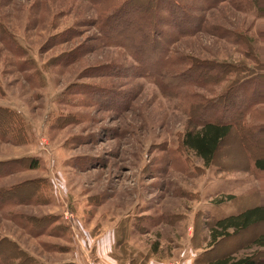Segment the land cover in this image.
<instances>
[{"label":"rangeland","instance_id":"1","mask_svg":"<svg viewBox=\"0 0 264 264\" xmlns=\"http://www.w3.org/2000/svg\"><path fill=\"white\" fill-rule=\"evenodd\" d=\"M115 2L125 0H0V107L22 129L0 139V198L12 200L0 206V264H177L188 248L192 264L245 255L263 264L254 242L264 222L213 243L209 233L219 218L264 204L253 167L264 156V14L244 0H130L149 25L130 11L122 19L136 28L119 23L125 35L106 39ZM158 16L169 28L154 25ZM162 29L173 39L164 74L146 58ZM175 58L205 82L229 67L219 84L174 89L163 75ZM239 84L237 102L250 100L254 115L214 114L236 121L205 165L183 135L204 106L228 108ZM194 94L205 101L190 110Z\"/></svg>","mask_w":264,"mask_h":264},{"label":"trees","instance_id":"2","mask_svg":"<svg viewBox=\"0 0 264 264\" xmlns=\"http://www.w3.org/2000/svg\"><path fill=\"white\" fill-rule=\"evenodd\" d=\"M106 1L112 2L115 0H106ZM128 1L126 2L125 0V2L122 4L121 3L119 4L118 2L113 3V5L115 6L114 9L118 5H121V6H120L119 12L118 13L115 12L116 14L106 19L102 25L103 29L107 25V35L105 36L106 39H109L112 36L123 37L125 35L124 32L118 31L117 27L115 26L119 23L122 25L126 23L125 26L127 29L132 30L136 28L135 21L129 20L125 22V20L122 19V17L127 15L130 11L138 12V13L142 12L143 14H141L142 17L140 16V20L142 22H145L147 25H149V23H147L145 19L146 15L148 14L146 7L138 10V7L129 4ZM154 1L155 0H147V2H154ZM244 1L250 2L259 10L261 14H264V0H244ZM175 3L176 4L174 3H171V4H174V6L178 9L179 12H181L180 10H182L181 13L184 15V18H183L184 20L191 19L193 20V22H196V19L190 18V16L185 14L184 8H182L183 6H180L177 2ZM208 4H211V3H209L208 1ZM126 5L129 6L128 9H125ZM148 8H149V5L147 9ZM173 13L174 12H172V14ZM157 18L158 19L154 23L156 27L157 26L159 27L158 23L161 22V24L165 23L163 25L164 29L169 28V27H166L167 22L161 21L163 19L160 16H158ZM148 29L151 30L150 27L147 28V30ZM164 29H162V32L158 31L159 33L158 37L160 38L159 41L155 38H152V44L156 52L158 51V53L154 55L152 54L150 56L148 55L146 56L147 59L150 57L153 58L151 59V61H154L155 58L159 60L158 64L157 63L154 64L152 71L153 70L159 71L162 74L166 73V70H165L166 61L171 58L167 54L169 52L171 41L173 40L171 38L172 36L171 37L167 36V33L165 32ZM101 31L103 33L104 30H102L101 28ZM149 32L147 36L149 35ZM140 55H141V60H143L144 55L141 53ZM137 57L138 55H136V60H138ZM185 60L184 58L180 60H177V58H175V65L172 68H169V72L171 73L169 74L170 76L166 77V75H163L164 77L163 79L167 81L169 85L173 86L174 89L176 86L177 87H190V86L195 85L198 87L200 86L203 87V86L209 85L208 83L219 84L222 81V78H223L222 74L224 73V70L229 67L228 63H223L222 64L223 65L222 67H224L223 69H219V71H215V72L213 71L214 74L213 73L210 74L212 77H215V78H213V80H210L209 82H205V79H208L207 76L202 77V78H199V77L191 78L187 74V70L189 69V67L187 68L185 66L186 65ZM159 63L163 64L164 68H162L159 65ZM172 71H174V73H172ZM158 76H161V75H158ZM244 84H239V86H236L234 90L230 92V94L228 95V98L230 99L228 108H227V105H226V108H223L220 111L218 110L216 111L217 108H215L214 106L213 107L204 106L203 108H201V111L198 112V114L196 113L194 117V123L197 124L196 126H198V128H190L183 135L182 145L185 146L187 149L193 151L194 154L199 159H201L205 165H210L212 162H214L215 155H216L219 145L230 134L232 127L235 125V121L237 120L236 122H244L245 117L246 116L248 117L250 113L254 115L253 105H249L250 100L245 101L246 105H245V108L243 109L241 106H239V103L237 102L238 100H240L239 99L240 94H243L242 86ZM203 101H205V99L202 97V95L198 96L197 94H194L193 100H191V103L189 104L190 110H195V106H197V104L203 103ZM189 107H188V110H189ZM227 109H229V114H232L233 116L237 117L236 120L234 119V120L226 121L227 120L226 117H219V118L215 117L214 114L219 113L220 115H223L224 113L227 112ZM0 110L3 111V117L0 119V139H4L8 141L9 140L15 141L14 138L22 134L21 124H20L21 122H20L18 113L15 112L14 110L4 108V107L3 108L0 107ZM209 110L213 111V113L211 114L212 115L211 119L202 120V118H205L207 116V114L209 113ZM19 138L20 137H18L17 139ZM18 160H19L18 162L21 163V162H24L25 160H28V158H20ZM37 163H38L37 159L32 158L29 162V167L36 168ZM253 167L256 171L264 174V156L256 158L253 161ZM2 171L3 170L0 169V178L3 173ZM4 173H7V172H4ZM11 201L12 200H10L7 197L0 198V206H4L7 203L9 204L11 203ZM262 222H264V204L261 203V204L246 206L242 208L241 211L237 212L236 214L228 215V216H225L223 218H219L218 220H216L214 224L212 225V227L210 228V233H209L210 241L211 243H213L218 238H225V237H229L234 234H238L241 231L247 230L251 228L252 226L260 224ZM254 246H256L258 249H260L261 247H264V232H262L257 237V239L254 242ZM205 264H259V262L253 256L245 255V256H240L236 258L232 256L219 257V258H216L210 261H206Z\"/></svg>","mask_w":264,"mask_h":264},{"label":"crops","instance_id":"3","mask_svg":"<svg viewBox=\"0 0 264 264\" xmlns=\"http://www.w3.org/2000/svg\"><path fill=\"white\" fill-rule=\"evenodd\" d=\"M98 249H99V247H98ZM110 245H108L106 248H105V251H104V255H105V257L104 258H102V259H104V260H106L107 259V257L109 256L108 254L110 253ZM195 254H196V251L195 250H190L189 248H188V250L187 251H184L183 252V255H182V259H181V261L180 262H178L177 264H192L193 263V260L195 259ZM87 259V258H86Z\"/></svg>","mask_w":264,"mask_h":264},{"label":"built area","instance_id":"4","mask_svg":"<svg viewBox=\"0 0 264 264\" xmlns=\"http://www.w3.org/2000/svg\"><path fill=\"white\" fill-rule=\"evenodd\" d=\"M65 218H66V220H69L67 216ZM84 264H92V263L89 262L88 260H86V262Z\"/></svg>","mask_w":264,"mask_h":264}]
</instances>
